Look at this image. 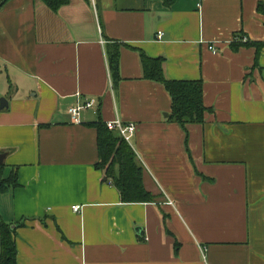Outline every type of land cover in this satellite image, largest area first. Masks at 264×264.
I'll return each instance as SVG.
<instances>
[{"label": "crops", "instance_id": "obj_1", "mask_svg": "<svg viewBox=\"0 0 264 264\" xmlns=\"http://www.w3.org/2000/svg\"><path fill=\"white\" fill-rule=\"evenodd\" d=\"M260 5L0 7V101L9 105L0 110V166L18 177L0 192V222L15 230L16 264H264V46L258 54L252 45L264 43ZM140 51L165 58L168 80L204 82L203 124L169 120L172 98L144 79ZM89 101L75 123L69 110ZM117 119L137 125L129 144L156 202L124 204L97 168L93 124Z\"/></svg>", "mask_w": 264, "mask_h": 264}, {"label": "trees", "instance_id": "obj_2", "mask_svg": "<svg viewBox=\"0 0 264 264\" xmlns=\"http://www.w3.org/2000/svg\"><path fill=\"white\" fill-rule=\"evenodd\" d=\"M46 6L57 11L62 6H67L71 0H41ZM5 4L8 0H2ZM259 11L264 13V6H259ZM257 47L258 54L263 44L252 43ZM142 67L144 68V79L163 84L172 98V108L169 120L179 123L187 130L192 124H203L205 116L210 109L204 104V82L201 80H176L171 81L165 77V58L158 59L149 57L140 51ZM118 52L111 54L109 66L112 78H120ZM97 130L99 163L97 168L104 172L109 182L121 194L124 204L156 202L157 196L145 189L144 168L140 163L135 150L128 144L117 131L109 130L107 124L100 120L93 124ZM5 167L0 166V192H5L9 187L17 185L18 177L15 171L5 176ZM1 255L0 264H16L17 253L12 226L1 220L0 222Z\"/></svg>", "mask_w": 264, "mask_h": 264}, {"label": "built area", "instance_id": "obj_3", "mask_svg": "<svg viewBox=\"0 0 264 264\" xmlns=\"http://www.w3.org/2000/svg\"><path fill=\"white\" fill-rule=\"evenodd\" d=\"M163 33L160 32L158 34V38L162 39ZM245 41H247L245 39ZM211 49H213V47H211ZM94 106V102H86L85 105H81L78 104L76 106H72L71 109L69 110V114L70 116H72L73 121L75 123H80L81 120V112L83 110L89 109V108H93ZM107 127L109 130H113V131H118L119 134L121 135V137L129 144L130 141L132 140L133 136L135 135L137 129V125L135 123H126L120 119H117L116 122L113 123H107ZM73 211H75L76 213H79L81 211V207L80 206H74Z\"/></svg>", "mask_w": 264, "mask_h": 264}, {"label": "water", "instance_id": "obj_4", "mask_svg": "<svg viewBox=\"0 0 264 264\" xmlns=\"http://www.w3.org/2000/svg\"><path fill=\"white\" fill-rule=\"evenodd\" d=\"M2 5H4V2L0 4V7ZM0 102H1L0 110H4V109L8 108L9 105H8V102L5 99H1ZM5 156H6L5 154L0 155V165L4 164L3 163V159L5 158ZM140 231H141V228H137L136 229V232H140Z\"/></svg>", "mask_w": 264, "mask_h": 264}]
</instances>
